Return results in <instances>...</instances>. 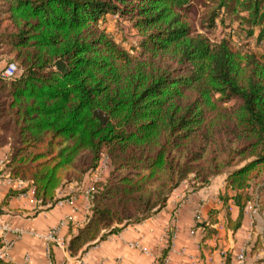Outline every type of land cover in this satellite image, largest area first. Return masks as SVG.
I'll use <instances>...</instances> for the list:
<instances>
[{
	"label": "trees",
	"instance_id": "16d2710c",
	"mask_svg": "<svg viewBox=\"0 0 264 264\" xmlns=\"http://www.w3.org/2000/svg\"><path fill=\"white\" fill-rule=\"evenodd\" d=\"M194 4L210 8L205 29L228 18L255 50L195 33ZM106 15L138 31L136 51L100 25ZM0 55L19 68L0 75V172L52 207L59 188L83 182L103 157L109 163L92 183L86 221L66 239L71 255L150 217L182 182L218 175L222 200L239 210L225 226L238 229L252 183L264 177V0H0Z\"/></svg>",
	"mask_w": 264,
	"mask_h": 264
},
{
	"label": "crops",
	"instance_id": "0c3cea01",
	"mask_svg": "<svg viewBox=\"0 0 264 264\" xmlns=\"http://www.w3.org/2000/svg\"><path fill=\"white\" fill-rule=\"evenodd\" d=\"M0 55V73L7 65ZM7 152L0 148V160ZM110 166L105 157L83 182L72 181L58 190L60 200L52 207H39L29 182L13 179L5 182L0 172V246L13 240L7 257L0 264H264V208L249 202L238 229L225 226L226 213L238 218L239 210L232 198L224 202L225 175L205 184L184 181L176 187L165 206L150 217L108 234L73 256L66 249L69 232H74L89 214L88 189L107 177ZM10 191L13 194H9ZM231 196V192H227ZM212 211L217 212L206 235ZM68 217L56 240L46 237L60 220ZM243 254L239 262L238 254ZM29 260H25V256ZM163 256L160 261L159 257Z\"/></svg>",
	"mask_w": 264,
	"mask_h": 264
},
{
	"label": "rangeland",
	"instance_id": "374dc122",
	"mask_svg": "<svg viewBox=\"0 0 264 264\" xmlns=\"http://www.w3.org/2000/svg\"><path fill=\"white\" fill-rule=\"evenodd\" d=\"M210 8L203 6V4H194L187 12L188 20L190 21L192 28L195 33H201L208 37L211 41L217 42L221 39L228 40L234 47L242 51L255 50L256 40L251 37L250 40L245 34L243 27H239L235 21L229 23L228 18L225 20L224 24L220 22V17L216 19V25L211 30L205 29L206 17L208 15V10ZM100 25L104 27L106 32L110 34L115 40L123 45L127 49H138L140 46L141 36L138 31L124 19H119V17L114 15H106V19L100 22ZM233 29V30H231ZM7 57V64L12 62ZM233 102L227 104L232 105ZM109 164V163H108ZM264 177L258 178L252 183V188L250 189L252 193L251 202L259 204V200L264 202V192L256 194V191L263 185ZM197 185V184H195ZM199 185V184H198ZM259 198V199H258ZM258 199V200H257Z\"/></svg>",
	"mask_w": 264,
	"mask_h": 264
},
{
	"label": "built area",
	"instance_id": "2783aa9c",
	"mask_svg": "<svg viewBox=\"0 0 264 264\" xmlns=\"http://www.w3.org/2000/svg\"><path fill=\"white\" fill-rule=\"evenodd\" d=\"M16 65V71L13 73V76H16L18 73H19V68H18V65L15 63V62H9L5 67L4 69L1 71L0 75L5 77L4 73L6 71L9 70V65ZM6 78V77H5ZM5 156L6 154L4 155V157L0 160V164L2 163V161L5 159ZM13 179H11L10 177H6L5 178V182L7 183H11ZM90 191H91V187L88 189L87 191V194H88V197H89V194H90ZM67 220H68V217H66L65 219H62L59 221V223L54 226L46 235V237L52 239V240H56V238L58 237V233H59V230L67 223ZM6 230V227L5 226H2L0 225V233H3V231ZM13 245V240H9V241H5L1 246H0V259H5L7 257V251L12 247ZM238 261L239 262H242L243 261V254L240 253L238 254V257H237ZM25 260L28 261L29 260V257L26 255L25 256Z\"/></svg>",
	"mask_w": 264,
	"mask_h": 264
},
{
	"label": "water",
	"instance_id": "95a60500",
	"mask_svg": "<svg viewBox=\"0 0 264 264\" xmlns=\"http://www.w3.org/2000/svg\"><path fill=\"white\" fill-rule=\"evenodd\" d=\"M55 68L60 72H66L68 70V67L66 64L61 60L57 59L54 62ZM94 115L102 122L104 123L107 120V115L102 112L101 110L97 109L94 111ZM6 211L0 207V215L5 213Z\"/></svg>",
	"mask_w": 264,
	"mask_h": 264
},
{
	"label": "clouds",
	"instance_id": "9594fccd",
	"mask_svg": "<svg viewBox=\"0 0 264 264\" xmlns=\"http://www.w3.org/2000/svg\"><path fill=\"white\" fill-rule=\"evenodd\" d=\"M16 71V65H9V70L4 73L6 78H14L13 73Z\"/></svg>",
	"mask_w": 264,
	"mask_h": 264
}]
</instances>
